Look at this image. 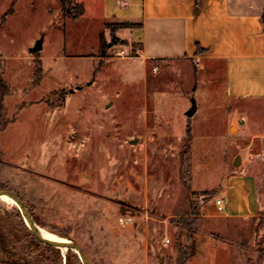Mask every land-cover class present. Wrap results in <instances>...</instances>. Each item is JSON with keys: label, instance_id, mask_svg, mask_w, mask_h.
<instances>
[{"label": "rangeland", "instance_id": "rangeland-1", "mask_svg": "<svg viewBox=\"0 0 264 264\" xmlns=\"http://www.w3.org/2000/svg\"><path fill=\"white\" fill-rule=\"evenodd\" d=\"M76 5L0 0V76L8 87L0 187L19 196L41 231L74 238L93 264H131L146 233L150 264H176L180 246L195 250L199 231L232 245L230 264H264V205L251 219L205 215L215 180L192 187L193 165L195 182L202 179L184 134L193 67L143 62L139 45L115 33L120 23L99 30L97 14L74 18ZM156 109L173 116L181 138L154 137ZM205 119L214 126L208 111L193 122ZM122 253L129 258L120 261ZM0 264L82 262L72 246L35 237L16 205L0 198Z\"/></svg>", "mask_w": 264, "mask_h": 264}, {"label": "crops", "instance_id": "crops-1", "mask_svg": "<svg viewBox=\"0 0 264 264\" xmlns=\"http://www.w3.org/2000/svg\"><path fill=\"white\" fill-rule=\"evenodd\" d=\"M74 2L83 7L82 14L75 19L88 12L97 14L99 30L106 23L135 24L122 26L115 33L139 45L137 57L143 62L193 67L194 78L189 88L193 91L195 109L188 115L192 108L189 103L184 114L191 117L190 157L192 162L202 164V179L195 182L201 176L194 173L193 165L192 187L205 186L209 176L215 180L211 189L215 198L222 197L224 201L222 211L216 209L214 198L206 201L202 210L205 215L241 219L263 215L264 0ZM156 110L154 137L181 138L183 133L173 116ZM199 110L214 113V126L207 119L193 122ZM213 146H218V156L215 152L208 155ZM248 152H261L263 157L248 161ZM142 237L141 254L131 264H150L147 233ZM193 239L195 250L185 264L231 263L233 251L228 242L202 231ZM117 257L120 261L129 258L124 253Z\"/></svg>", "mask_w": 264, "mask_h": 264}, {"label": "water", "instance_id": "water-1", "mask_svg": "<svg viewBox=\"0 0 264 264\" xmlns=\"http://www.w3.org/2000/svg\"><path fill=\"white\" fill-rule=\"evenodd\" d=\"M194 109H195V105H193V107L188 111V115H191L193 113ZM3 196H7L9 199H11L14 202V204L16 205L18 210L20 211L21 216L23 218V221L25 222L27 228L35 237H37L38 239H40L44 242H47V243L70 245L76 250L78 257H79L80 261L82 262V264H93L89 260V258L86 256L83 249L81 248V246L78 244V242L74 238L61 237V240H58V239L49 238V237L45 236L41 232L40 228L34 222L33 218L31 217V215L28 211V209L26 208L25 204L19 198L18 195H16L15 193H13L10 190L0 189V197H3Z\"/></svg>", "mask_w": 264, "mask_h": 264}, {"label": "trees", "instance_id": "trees-1", "mask_svg": "<svg viewBox=\"0 0 264 264\" xmlns=\"http://www.w3.org/2000/svg\"><path fill=\"white\" fill-rule=\"evenodd\" d=\"M76 11L74 12V18L78 17L79 15L82 14L83 12V7L80 5V4H77L76 6ZM263 20H264V13H263ZM122 26H130V25H135V24H130V23H122L121 24ZM0 88H2L0 90V103L2 101V96L5 94V92L7 91L8 87L6 86V84L3 82L1 76H0ZM185 136H186V139L187 141L190 140L191 138V127H190V123L188 122L187 123V126H186V132H185ZM0 189H4V187H0ZM18 214L21 215L20 211L18 210ZM34 222H35V219H33ZM183 223H185L186 226H189L191 227L193 225V221L194 219L193 218H183ZM194 227V226H193ZM194 251H192V249H190L189 247H185V246H180L179 249H178V255H177V259H176V264H185L187 259L193 254Z\"/></svg>", "mask_w": 264, "mask_h": 264}, {"label": "built area", "instance_id": "built-area-1", "mask_svg": "<svg viewBox=\"0 0 264 264\" xmlns=\"http://www.w3.org/2000/svg\"><path fill=\"white\" fill-rule=\"evenodd\" d=\"M263 157L261 152H248L246 158L248 161H257ZM215 206L218 211H222L224 209V201L222 197H218L215 199ZM170 241L169 238H165V243Z\"/></svg>", "mask_w": 264, "mask_h": 264}, {"label": "bare ground", "instance_id": "bare-ground-1", "mask_svg": "<svg viewBox=\"0 0 264 264\" xmlns=\"http://www.w3.org/2000/svg\"><path fill=\"white\" fill-rule=\"evenodd\" d=\"M0 198H7V199H9L7 196H3V197H0ZM9 200H11V199H9ZM12 201V200H11ZM13 202V201H12ZM14 203V202H13ZM45 236H47V237H49V238H54V239H58V240H61V237H59V236H52V235H49V234H46V233H44L43 231H41Z\"/></svg>", "mask_w": 264, "mask_h": 264}]
</instances>
